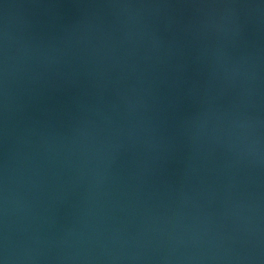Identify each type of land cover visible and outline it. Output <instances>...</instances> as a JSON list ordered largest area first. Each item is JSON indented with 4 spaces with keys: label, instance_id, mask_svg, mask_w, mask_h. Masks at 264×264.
Here are the masks:
<instances>
[{
    "label": "water",
    "instance_id": "obj_1",
    "mask_svg": "<svg viewBox=\"0 0 264 264\" xmlns=\"http://www.w3.org/2000/svg\"><path fill=\"white\" fill-rule=\"evenodd\" d=\"M0 264H264V0H0Z\"/></svg>",
    "mask_w": 264,
    "mask_h": 264
}]
</instances>
